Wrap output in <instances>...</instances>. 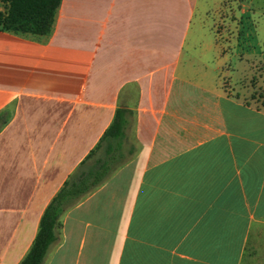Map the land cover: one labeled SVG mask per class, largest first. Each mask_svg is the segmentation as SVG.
Segmentation results:
<instances>
[{"label":"crops","instance_id":"crops-1","mask_svg":"<svg viewBox=\"0 0 264 264\" xmlns=\"http://www.w3.org/2000/svg\"><path fill=\"white\" fill-rule=\"evenodd\" d=\"M221 3L62 0L47 40L0 30V110L16 103L0 132V264L26 256L130 84L137 149L65 212L43 264H264V105L237 93L247 69H223L236 52L217 40Z\"/></svg>","mask_w":264,"mask_h":264},{"label":"trees","instance_id":"trees-1","mask_svg":"<svg viewBox=\"0 0 264 264\" xmlns=\"http://www.w3.org/2000/svg\"><path fill=\"white\" fill-rule=\"evenodd\" d=\"M5 2V10L0 11V30L41 40H47L52 35L62 0ZM139 93L136 84H130L121 92L112 123L50 201L30 250L18 264H43L51 245L59 239L65 212L104 184L135 153ZM15 112V102L0 110V132L12 121Z\"/></svg>","mask_w":264,"mask_h":264},{"label":"rangeland","instance_id":"rangeland-1","mask_svg":"<svg viewBox=\"0 0 264 264\" xmlns=\"http://www.w3.org/2000/svg\"><path fill=\"white\" fill-rule=\"evenodd\" d=\"M5 7V0H0V11H4ZM214 12V26L222 53L236 52V58L227 62L223 69H247L244 76L237 80V93L264 105V0H222ZM244 18L247 26L240 30ZM245 34L249 39L246 43L242 42ZM254 38L258 39L259 44ZM252 39L255 41L251 45L257 47V55L248 56L244 49ZM222 81L227 87L232 85L226 77Z\"/></svg>","mask_w":264,"mask_h":264}]
</instances>
